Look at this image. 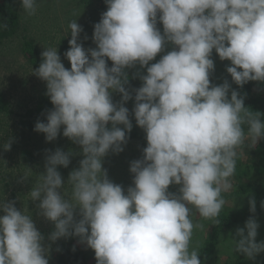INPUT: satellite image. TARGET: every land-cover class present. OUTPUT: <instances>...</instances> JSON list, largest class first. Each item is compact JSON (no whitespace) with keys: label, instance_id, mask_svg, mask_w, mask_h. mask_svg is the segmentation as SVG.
Here are the masks:
<instances>
[{"label":"clouds","instance_id":"1","mask_svg":"<svg viewBox=\"0 0 264 264\" xmlns=\"http://www.w3.org/2000/svg\"><path fill=\"white\" fill-rule=\"evenodd\" d=\"M104 2L107 10L93 25L95 47L83 46L84 30L71 20L63 53L70 68L57 46H47L32 69L52 105L34 131L46 142L62 134L79 150H45L44 170L27 193L37 214L54 226L48 243L28 208L0 198V264H49L52 243L69 237L93 250L96 264H202L191 246L194 229L203 228L193 223V209L219 224L238 150L246 140L252 148L264 140V113L246 107L228 79L210 80L215 51L230 62L232 83L264 85V0ZM20 8L35 15L37 0H20ZM137 65L146 69L133 73L141 85L126 87L127 70ZM130 100L131 113L125 106ZM130 115L146 147L130 161L132 182L125 189L103 164L109 153L124 151ZM11 144L10 136L0 147L8 151ZM77 156L78 167L65 180L58 169ZM170 186L179 187L171 192ZM249 206L253 215L228 241L234 253L252 260L264 253V240L256 242L254 198Z\"/></svg>","mask_w":264,"mask_h":264},{"label":"rangeland","instance_id":"2","mask_svg":"<svg viewBox=\"0 0 264 264\" xmlns=\"http://www.w3.org/2000/svg\"><path fill=\"white\" fill-rule=\"evenodd\" d=\"M14 2L20 13L19 28L13 36L0 40V91L13 111L12 114L0 112V145H3L10 136L12 138L10 150L5 151L0 147V198L16 200L18 209L28 208L32 212L37 229L45 236L46 243H48L47 236L54 226L37 214L35 204L29 201L27 193L35 183L38 174L44 170L45 150L54 151L57 147L65 151L70 148L77 151L79 149L62 134L55 141L46 142L43 133L22 126L21 122L25 119V113L29 109H37L43 94L46 92L45 82L32 74V69L39 66L32 65L25 58L21 50L22 42L25 36L32 39L40 53L43 51V47L57 46L62 62L66 68H70L69 61L63 56V53L69 48L68 39L71 38L70 34L65 37V29L68 23L76 19L84 30L81 33L83 46L85 48L95 47L92 43L93 25L99 22L104 10L97 0H37L36 14L29 16L20 8V0H14ZM158 27L162 31V25H158ZM85 34L88 36L86 41L83 40ZM169 50H171V46L166 49V51ZM160 55L156 57V60H159ZM212 58L215 63V70L210 76L211 82L221 84L224 79H228L231 87L241 94V87L232 83L231 77L226 72V66L230 62L221 61L215 51H213ZM156 60L150 63H155ZM130 71L146 74V69H141L138 65ZM137 80L140 86L141 81L138 77ZM113 100L114 102L119 101L120 95L113 93ZM133 104L134 101L130 100L125 105L130 113ZM258 111L264 113V107L260 105ZM130 119L133 124L130 134L136 136L128 140L123 152L118 155L109 153L103 164V167L108 171L109 178L114 183L123 185L125 189L132 182V175L129 172L130 161L141 158L142 149L146 147L144 131L136 125L135 119L131 115ZM261 144L264 145V140H261L257 146ZM25 150L29 151L31 155L25 156ZM81 158L79 156L74 157L68 168L61 167L58 169L65 180L69 172L74 167H78V161ZM244 164H246L244 160L242 164H239L240 166L236 161V170L231 177L232 187L229 191L222 193L225 205L218 219L225 214L235 215L245 213L247 210L250 212V198H254L257 202L256 194L253 191L240 190L241 185L251 181L249 180L251 175L248 174ZM252 176L256 175L252 173ZM21 177H26L25 181H22ZM259 177L257 178L260 179L259 187L264 186L263 176ZM178 187L170 186L169 191L175 192ZM259 205L257 202L255 213H258ZM255 219L260 225L256 237V242L259 243L264 240V215H256ZM192 220L194 224L197 222L203 224L202 229H194L191 241V246L198 248L200 252L202 264H264V253H260L254 259L249 260L243 254L234 253L228 241L231 236L235 235L237 228L244 227L247 220L229 228L223 227L221 230V222L214 224L211 220H203L195 209L192 212ZM77 240V237H69L68 239L61 238L52 243L49 264H57L61 251L66 248H73V246L84 256L88 264H96L94 251L88 249L86 245L78 244Z\"/></svg>","mask_w":264,"mask_h":264},{"label":"trees","instance_id":"3","mask_svg":"<svg viewBox=\"0 0 264 264\" xmlns=\"http://www.w3.org/2000/svg\"><path fill=\"white\" fill-rule=\"evenodd\" d=\"M105 11L107 10L106 4L104 0H97ZM20 13L19 9L16 6L14 0H0V40L5 39L7 37L13 36L20 25ZM159 25V24H158ZM157 25V26H158ZM22 53L25 58L32 64L39 66L40 52L38 50L35 42L28 38L24 37L21 47ZM109 66H111V61H108ZM129 73V83L126 87L130 88H138V80L137 77L133 78V73L130 69L127 70ZM241 95L245 96V106L249 107L252 111H258L261 107H264V85L257 84L256 82H249L240 88ZM134 101V100H133ZM52 105L50 103L49 98L43 94L42 101L39 104V107L35 110H28L25 114V119L22 120V126L28 128L30 130H34L35 123L37 119H45L42 113H45L47 110L51 109ZM0 112H4L6 114H12L13 111L11 109L10 104L4 99L2 93L0 91ZM136 135L129 134V139L135 137ZM25 156H30L31 153L27 150L24 151ZM242 159V160H241ZM243 160L246 164V169L248 174L251 175L249 177L250 182L243 184L240 186V190L244 191H253L256 195L257 202L260 204L258 209V213L256 215H264V208L261 207V202L264 201V186L259 187L260 178L259 176H263L264 179V145L255 146L254 148L249 147V142L246 140L244 145L238 150L237 163L242 164ZM240 166V165H239ZM252 173L256 176H252ZM254 177V178H253ZM260 201H259V200ZM256 202V203H257ZM248 211V210H247ZM239 213V214H225L220 216V227L229 228L235 224H240L247 220L253 214L251 212ZM213 247V245H210ZM208 250V249H207ZM206 250V251H207ZM57 264H88L84 256L77 250L73 248H66L61 251L60 255L57 259Z\"/></svg>","mask_w":264,"mask_h":264}]
</instances>
